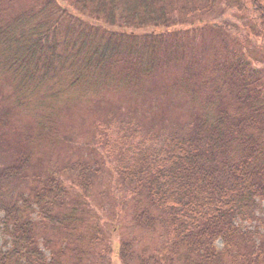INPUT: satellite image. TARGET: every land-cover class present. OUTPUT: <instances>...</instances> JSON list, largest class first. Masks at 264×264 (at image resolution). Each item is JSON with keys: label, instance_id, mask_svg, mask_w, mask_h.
<instances>
[{"label": "trees", "instance_id": "trees-1", "mask_svg": "<svg viewBox=\"0 0 264 264\" xmlns=\"http://www.w3.org/2000/svg\"><path fill=\"white\" fill-rule=\"evenodd\" d=\"M61 2L33 0L0 18V73L19 92L95 96L109 85L134 91L178 66L166 90L203 101L183 128L120 150L114 171L134 201L132 222L161 230L153 264H264V0ZM218 7L243 18L245 29L221 30ZM184 24L194 27L126 33ZM205 30L218 39L206 60L197 51ZM28 165L23 157L0 168V264H83L90 252L81 244L103 235L76 213L71 191L75 180L87 192L98 161L31 180ZM15 180L27 189L15 190ZM117 250L122 264L144 263L129 241Z\"/></svg>", "mask_w": 264, "mask_h": 264}, {"label": "rangeland", "instance_id": "rangeland-1", "mask_svg": "<svg viewBox=\"0 0 264 264\" xmlns=\"http://www.w3.org/2000/svg\"><path fill=\"white\" fill-rule=\"evenodd\" d=\"M54 1L62 4L61 0ZM32 3L33 0H0V18L8 19ZM217 9L214 20L221 30L233 33L245 29L244 19L233 10ZM177 27L186 29L194 25L130 27L126 33L158 34ZM204 32L197 39V51L206 60L216 51L218 39L216 33ZM246 43L247 49H251V43ZM254 56L258 59L257 50ZM179 74L178 66H170L164 74L147 79L134 91L109 85L99 87L95 96L94 92L82 95L73 91L45 97L43 88L19 92L12 78L0 73V168L26 157L27 180H31L32 176L44 178L79 160L91 166L98 161L100 170L92 176L91 187L84 195L73 175L69 177L74 180L71 198L76 199L71 202H78L76 213L86 218L89 228H98L103 235L101 242L81 244L90 252L83 256V264H122L117 252L122 240L129 241L133 252L144 259L140 264L158 261L161 230L134 225V201L119 186L114 169L118 154L127 143L149 142L152 137L161 139L169 131L183 128L197 111L203 101L201 96L192 100L184 93L166 90ZM44 125L51 127L49 132ZM108 150L111 152L107 156ZM13 184L15 190L27 189L25 180H15ZM1 242L0 235V247Z\"/></svg>", "mask_w": 264, "mask_h": 264}]
</instances>
